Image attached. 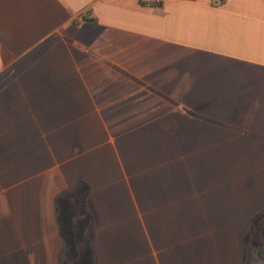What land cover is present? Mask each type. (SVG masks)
Wrapping results in <instances>:
<instances>
[{"label":"crops","instance_id":"0c3cea01","mask_svg":"<svg viewBox=\"0 0 264 264\" xmlns=\"http://www.w3.org/2000/svg\"><path fill=\"white\" fill-rule=\"evenodd\" d=\"M262 207L264 0H0V264H98L120 224L143 264H229Z\"/></svg>","mask_w":264,"mask_h":264},{"label":"rangeland","instance_id":"374dc122","mask_svg":"<svg viewBox=\"0 0 264 264\" xmlns=\"http://www.w3.org/2000/svg\"><path fill=\"white\" fill-rule=\"evenodd\" d=\"M30 129L35 130L36 128L35 127H23L22 131L24 130L27 131ZM111 130L115 135H120L122 134L123 131L126 130V128L125 127H120V128L115 127V128H111ZM32 138H36V137L32 136ZM38 139H39L38 143L34 142L31 144H24V145L25 146L27 145V147L29 148V151H31V148L35 146L34 148L37 149L40 152V154L41 152L45 153L48 147V143L44 140H41V137H38ZM58 145H59V150L64 147V144H55V148H57ZM68 145L66 147L67 149H68ZM72 145H74V147L72 148V151H73L72 156L75 157V155L80 153L82 146H80L79 143L78 144L73 143ZM145 145L147 144H144L142 142H136L135 148L138 150V149H141L142 146H145ZM59 150H56L57 152L55 151L56 159H61L64 156V155L59 156L58 154ZM66 156L67 155H65L64 157ZM69 156L71 155L69 154ZM71 158L72 157H70L69 159ZM62 160H65V158H63ZM248 161L251 162L253 160H248ZM61 169L62 168L57 165L54 167L53 172H56V173L58 172L59 176L56 174H50L49 176L50 182L48 183L45 181V183L48 184L47 188L53 187L56 191L58 188L63 187V185H66V182L64 181V175ZM49 177L48 175H46L45 179ZM58 178H60L61 183L59 182ZM44 190H46V188ZM46 194L48 193L43 192V198L46 197ZM139 209H140L139 213H142L141 208ZM262 209H264V207H262L260 210ZM113 211L114 212L116 211L115 206L113 208ZM252 217L245 224L242 233L237 239H233L234 233H232L231 238L225 237L223 239L222 238L217 239L216 235L213 236L214 238L211 239L210 241L215 242L214 244L216 245V248L220 250H224L223 254L217 253L220 259L224 257L225 261L229 262V264H245L246 250H245L244 245L242 244V238L244 237V235L246 234L247 230L250 227ZM224 225L226 228L228 226H231L232 229L235 226V224H226V223ZM258 225L254 227V231L257 232L258 235L261 234L262 238H264V227H260ZM91 235H93V231H90L89 236ZM248 241L249 240H247V243ZM142 243H143V239L141 237L140 232L135 233V229L133 232L132 227L128 224L127 226L126 224L125 225L120 224L119 229L115 230L111 235H109L107 238L104 239L103 251L102 250L99 251V255H98L99 256L98 264H143L144 258H143V252H142ZM253 257H254V264H264V241H260V244L256 246L255 250H253ZM84 258H85V261H84L85 264L94 263L92 259L91 251H89L88 255L86 254Z\"/></svg>","mask_w":264,"mask_h":264},{"label":"trees","instance_id":"16d2710c","mask_svg":"<svg viewBox=\"0 0 264 264\" xmlns=\"http://www.w3.org/2000/svg\"><path fill=\"white\" fill-rule=\"evenodd\" d=\"M88 192H89V186L87 185V183L84 182L83 180H77L73 186L67 188L66 190H64L62 193H60L57 196L56 198L57 206L60 207L61 209V206H60L61 204L60 202H58L60 201L61 198L68 197L70 199L77 200L80 195V199H83V198H86ZM84 210H85V206L82 205L81 211L78 213L88 218L89 213H85ZM89 218L90 219H87L89 221L88 228L92 230L93 220L91 216H89ZM60 225L63 226L61 219H60ZM256 225L260 227H264V209L258 211L252 217L250 227L247 230L244 237L242 238V244L244 245L245 250H246L245 264H254L253 250H255L256 246L260 244V241H264V238H262V235L261 234L258 235L257 232L254 231V227ZM247 240H249L248 243H247Z\"/></svg>","mask_w":264,"mask_h":264},{"label":"built area","instance_id":"2783aa9c","mask_svg":"<svg viewBox=\"0 0 264 264\" xmlns=\"http://www.w3.org/2000/svg\"><path fill=\"white\" fill-rule=\"evenodd\" d=\"M146 1L149 2V3H153L156 0H146Z\"/></svg>","mask_w":264,"mask_h":264}]
</instances>
